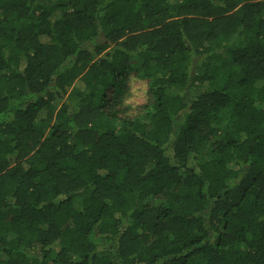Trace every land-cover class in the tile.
<instances>
[{"label": "trees", "instance_id": "1", "mask_svg": "<svg viewBox=\"0 0 264 264\" xmlns=\"http://www.w3.org/2000/svg\"><path fill=\"white\" fill-rule=\"evenodd\" d=\"M0 264H264V0H0Z\"/></svg>", "mask_w": 264, "mask_h": 264}, {"label": "rangeland", "instance_id": "2", "mask_svg": "<svg viewBox=\"0 0 264 264\" xmlns=\"http://www.w3.org/2000/svg\"><path fill=\"white\" fill-rule=\"evenodd\" d=\"M128 86V100L127 104L131 105L132 107L139 106L144 103L145 101V89L146 86L144 82H141L129 75L127 80Z\"/></svg>", "mask_w": 264, "mask_h": 264}]
</instances>
